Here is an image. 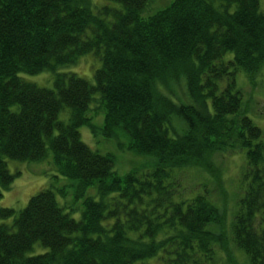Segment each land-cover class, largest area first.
I'll return each mask as SVG.
<instances>
[{"label":"trees","instance_id":"obj_1","mask_svg":"<svg viewBox=\"0 0 264 264\" xmlns=\"http://www.w3.org/2000/svg\"><path fill=\"white\" fill-rule=\"evenodd\" d=\"M106 1L0 0V200L20 174L6 157L49 150L83 196L80 218L53 184L19 210L0 204V264H264V126L238 79L256 86L264 68L261 0H171L148 14L154 0ZM86 53L101 59L94 81L63 68ZM45 69L52 87L21 75ZM84 125L146 158L121 173ZM242 150L232 205L225 160Z\"/></svg>","mask_w":264,"mask_h":264},{"label":"rangeland","instance_id":"obj_2","mask_svg":"<svg viewBox=\"0 0 264 264\" xmlns=\"http://www.w3.org/2000/svg\"><path fill=\"white\" fill-rule=\"evenodd\" d=\"M171 0H154L149 9L144 14L151 13L157 9L163 8ZM93 6H100L107 2L106 0H91ZM262 8L264 10V0H261ZM101 65V59L94 56L92 53H86L79 57L75 63L64 65V70H71L77 72L79 75L94 81V71ZM21 75L26 79L35 82L39 85L48 87L53 86L54 73L50 69H45L36 74H29L21 72ZM238 79L240 84L243 86L246 92L252 94L251 103V116L254 121L264 126V68L258 76V83L256 86H252L251 82L248 81L243 71L239 72ZM175 83V82H174ZM175 92L180 91L178 83L174 84ZM186 89V88H185ZM187 91V89H186ZM96 105V103H93ZM16 108V106L14 107ZM66 111L62 112V116H65ZM93 115V120L102 124L104 121L105 106H98L96 110L90 111ZM177 133H180L185 129V124L179 120L174 123ZM82 138L94 149H98L100 152L112 151L116 155V168L121 173L128 171L134 164H138L140 161L146 158V155L140 153H134L129 149L128 145L123 143L119 145L114 139L105 137L103 134H94L91 129L84 125L80 127ZM221 154H215V158L219 159ZM225 160V185H227L228 192L230 194V200L237 198L242 193V171L245 166L247 157L245 150L238 151L237 153H227ZM8 167L11 172L20 170V174L16 176L12 182L10 188L3 189V196L0 200V204L4 206H11L19 210L24 207L30 196L44 187L64 186L67 188V193L62 195L58 193V197L61 202H65L67 205L65 208L68 210L70 206L73 208L71 213L76 218H80L82 210V197L75 198L74 192V180L66 175L60 174L54 163L53 153L49 150V154L46 158L41 160H21L12 157H6ZM184 181L188 184H194L196 179L200 176L194 174L193 169H189L182 173ZM88 195L98 196L97 184L89 186L87 193ZM234 201H232V205ZM12 219H8L11 221ZM35 251L45 250V246L37 243ZM244 264H247L243 262ZM143 264H159L157 256L150 257L143 262Z\"/></svg>","mask_w":264,"mask_h":264}]
</instances>
